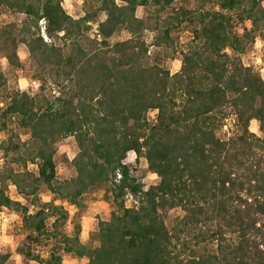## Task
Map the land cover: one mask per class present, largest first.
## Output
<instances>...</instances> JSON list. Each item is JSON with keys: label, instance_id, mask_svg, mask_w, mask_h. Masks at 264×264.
<instances>
[{"label": "trees", "instance_id": "16d2710c", "mask_svg": "<svg viewBox=\"0 0 264 264\" xmlns=\"http://www.w3.org/2000/svg\"><path fill=\"white\" fill-rule=\"evenodd\" d=\"M176 1L82 0L75 19L64 0H0L3 14L22 16L0 27V60L41 82L31 96L11 88L0 66L7 99L0 133H10L0 142V211L22 216L16 252L25 260L64 264L66 254L87 264H264V137L250 130L256 120L264 133V78L242 59L264 37V0H199L194 9H175ZM246 21L251 28L236 33ZM122 31L131 37L112 43ZM186 31L191 39L181 44ZM177 55L181 67L171 74L164 60ZM230 115L235 133L222 140L217 132ZM67 137L79 152L70 162L76 176L62 180L55 145ZM130 153L146 160L156 183L146 188L131 174L124 164ZM10 185L37 210L12 200ZM42 187L51 201L43 202ZM96 191L113 209L85 243L79 223L72 235L62 231L69 221L63 203L80 215ZM175 209L184 215L169 228ZM51 238L56 245L42 259L33 247ZM10 261V253L0 254V264Z\"/></svg>", "mask_w": 264, "mask_h": 264}, {"label": "rangeland", "instance_id": "374dc122", "mask_svg": "<svg viewBox=\"0 0 264 264\" xmlns=\"http://www.w3.org/2000/svg\"><path fill=\"white\" fill-rule=\"evenodd\" d=\"M82 0H64L63 7L66 11L73 16L75 19L83 16L82 13ZM201 2L199 0H178L174 4L175 9H179L181 7L187 9H194ZM208 7V6H207ZM210 7V5H209ZM212 7V6H211ZM136 15L139 18H143L145 16V9L139 7L136 11ZM22 19V16H10L3 14L0 10V27L8 24L10 22L19 23ZM106 19V14H103L100 17L101 21ZM245 28H251L250 21H246L245 23H238L235 26L234 31L238 34H243ZM97 34V27L94 26L93 30L90 32V35L95 38ZM130 34L127 31H122L113 36L111 39L112 43L126 41L130 38ZM151 34L146 33L145 39L149 43L151 41ZM191 39V33L189 31L184 32L180 36L181 44H186ZM150 53L152 57H155L159 53L154 49H150ZM18 54L23 62H27L29 60V54L25 45H20L18 49ZM243 62L246 66H252L257 71L260 72L262 77L264 78V37H257L255 42L250 45L249 50L246 54L242 56ZM165 67L170 71L171 74H175L180 70L181 67V56L177 55L174 59L164 60ZM0 66L6 79H8V83L11 88L19 89L21 91L27 92L29 95H34L39 91L41 86V82L33 80L31 75H27L22 73L21 71H11L4 60H0ZM49 95H53L54 92H51L50 89H47ZM7 102V99H5ZM5 100L0 96V106L3 107L5 104ZM157 116V112H152L148 115L149 122H155ZM234 116L230 115L224 122L221 129L217 132V136L222 140H227L235 133V125H234ZM251 132H254L260 137H264V133L260 131V124L258 121L253 120L250 124ZM12 131L16 134L19 133L20 130L16 125L12 126ZM10 135L9 132L0 133V142L3 139L8 138ZM28 136L21 133L19 135V140L25 141ZM17 139V138H16ZM56 155L55 160L57 164L58 177L60 179H70L76 176V170L71 165V160H73L79 152L76 141L74 137L62 138L56 143ZM126 165L130 167L131 174L135 176L137 179L141 180L148 188L152 184L156 183L157 177L156 175L148 172L147 162L144 158L137 159L135 153H130L128 158L125 161ZM5 164V159L3 157V153L0 151V166ZM22 167H17L16 170H22ZM27 170L37 173V166L33 164H29ZM40 196L43 202H49L53 199V195L45 188L42 187L40 190ZM7 195L10 196L12 200L20 201L25 205L30 206L31 212L37 210L30 202L25 200L22 196H20L16 188L13 185L9 186L7 191ZM103 191H96L92 195H89L86 200L87 207L86 209L79 215L78 210L75 206L70 205L68 203H63L64 208L69 213V221L67 225L62 229V231L67 235H72L74 232V227L77 223L82 227V235L81 239L83 242H88L90 235L97 229V224L99 220H108L110 218V214L112 211V204L106 202L103 199ZM57 204H62L58 202ZM184 215L183 211L180 209L173 210L168 216L166 223L169 228L174 224V220L177 217H182ZM55 220V217H51L47 221V227L50 231H52V224ZM22 216L14 211L3 208L0 211V254L10 253L11 261L10 264H41L36 261H27L21 255L17 254L16 250L19 243L24 239L25 232L22 228ZM56 245V239L51 238L49 240L44 241L42 244L36 245L33 247V251L36 255L40 256L42 259H46L49 257V254L54 249ZM64 264H87L88 259L84 261L81 259H77L71 255H64L63 257Z\"/></svg>", "mask_w": 264, "mask_h": 264}, {"label": "built area", "instance_id": "2783aa9c", "mask_svg": "<svg viewBox=\"0 0 264 264\" xmlns=\"http://www.w3.org/2000/svg\"><path fill=\"white\" fill-rule=\"evenodd\" d=\"M124 164H126V163L124 162ZM125 200H126V206L128 208H132V207L137 205V202L135 201L133 195L130 193L125 196Z\"/></svg>", "mask_w": 264, "mask_h": 264}, {"label": "crops", "instance_id": "0c3cea01", "mask_svg": "<svg viewBox=\"0 0 264 264\" xmlns=\"http://www.w3.org/2000/svg\"><path fill=\"white\" fill-rule=\"evenodd\" d=\"M85 259H86V258H84V259H81V260H83V261H84Z\"/></svg>", "mask_w": 264, "mask_h": 264}]
</instances>
